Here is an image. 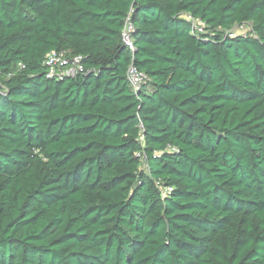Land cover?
Returning a JSON list of instances; mask_svg holds the SVG:
<instances>
[{
    "label": "trees",
    "instance_id": "1",
    "mask_svg": "<svg viewBox=\"0 0 264 264\" xmlns=\"http://www.w3.org/2000/svg\"><path fill=\"white\" fill-rule=\"evenodd\" d=\"M0 264H264V0H0Z\"/></svg>",
    "mask_w": 264,
    "mask_h": 264
},
{
    "label": "built area",
    "instance_id": "2",
    "mask_svg": "<svg viewBox=\"0 0 264 264\" xmlns=\"http://www.w3.org/2000/svg\"><path fill=\"white\" fill-rule=\"evenodd\" d=\"M131 29L129 20H127L122 38L129 49H132V41L129 34ZM44 63L48 71V77H74L84 71L81 64V57L71 56L67 52H52L45 57ZM126 75L128 85L133 92H138L147 81L146 75L138 71L132 64L128 67Z\"/></svg>",
    "mask_w": 264,
    "mask_h": 264
},
{
    "label": "rangeland",
    "instance_id": "3",
    "mask_svg": "<svg viewBox=\"0 0 264 264\" xmlns=\"http://www.w3.org/2000/svg\"><path fill=\"white\" fill-rule=\"evenodd\" d=\"M248 30H249V29L247 28V26L242 27V28H240V27H236V28H235V27H234V28L230 31V33L237 35V34H243V33H246Z\"/></svg>",
    "mask_w": 264,
    "mask_h": 264
}]
</instances>
